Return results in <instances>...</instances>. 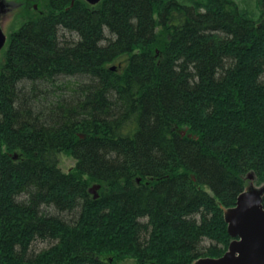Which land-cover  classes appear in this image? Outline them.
Here are the masks:
<instances>
[{
    "label": "trees",
    "instance_id": "obj_1",
    "mask_svg": "<svg viewBox=\"0 0 264 264\" xmlns=\"http://www.w3.org/2000/svg\"><path fill=\"white\" fill-rule=\"evenodd\" d=\"M201 1L45 0L11 33L0 264H193L226 252L224 211L246 175L264 181V12ZM67 151L76 163L63 173ZM92 183L106 191L97 199Z\"/></svg>",
    "mask_w": 264,
    "mask_h": 264
},
{
    "label": "water",
    "instance_id": "obj_2",
    "mask_svg": "<svg viewBox=\"0 0 264 264\" xmlns=\"http://www.w3.org/2000/svg\"><path fill=\"white\" fill-rule=\"evenodd\" d=\"M94 6L101 0H84ZM4 5L0 0V14ZM6 37L0 27V51L4 47ZM252 180V174L247 177ZM99 185L90 188L93 193ZM264 187H250L236 199L235 205L224 211L227 232L233 241L228 250L218 258H201L194 264H264V207L262 196Z\"/></svg>",
    "mask_w": 264,
    "mask_h": 264
},
{
    "label": "rangeland",
    "instance_id": "obj_3",
    "mask_svg": "<svg viewBox=\"0 0 264 264\" xmlns=\"http://www.w3.org/2000/svg\"><path fill=\"white\" fill-rule=\"evenodd\" d=\"M183 1L187 2L188 0H183ZM203 1H201L203 2L202 3L203 7L209 10L214 11L217 10V8L221 9L220 5H222V3L220 2V0H203ZM230 1L238 5V7L234 8L233 14L238 15L240 14L241 10L245 9L246 10L245 17L248 18L249 15L252 18L253 15L255 14L254 9L258 8L259 10L261 8L258 11V13L261 12V10L264 12V6L260 3L263 0H230ZM1 2L3 3L4 8H3V13L0 14V27L2 32L7 38L6 45H8V39L12 32L17 30L20 27V25L23 22H25V20H27V18L34 17L37 16L38 14H42L43 12H45V7H46L45 0H1ZM5 49L6 47L0 52V65L3 62ZM120 60L121 59L118 58L117 60L110 63L109 66L113 67L119 65V62H121ZM75 163H76L75 159L70 155L68 151L65 153H61L59 155V167L63 173H68L72 171L75 167ZM247 176L248 175H246V178ZM249 182L251 181H247L248 183L247 185H249ZM94 184L98 185L100 183H92L91 186H93ZM252 185L254 186L253 188L260 189L261 187H264V181L260 184L252 181ZM91 186L90 188H92ZM104 190H105L104 187L100 184L99 189L95 190L93 193H90V195L92 196V198L94 196L95 199H97L100 194L106 192ZM91 238H93V236ZM47 247H49L47 243H43L35 246V248L37 249H44ZM121 264H132V262L131 260H125Z\"/></svg>",
    "mask_w": 264,
    "mask_h": 264
}]
</instances>
